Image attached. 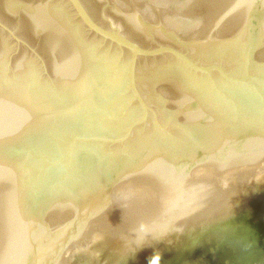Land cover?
Segmentation results:
<instances>
[{"label": "water", "instance_id": "95a60500", "mask_svg": "<svg viewBox=\"0 0 264 264\" xmlns=\"http://www.w3.org/2000/svg\"><path fill=\"white\" fill-rule=\"evenodd\" d=\"M264 264V0H0V264Z\"/></svg>", "mask_w": 264, "mask_h": 264}, {"label": "clouds", "instance_id": "9594fccd", "mask_svg": "<svg viewBox=\"0 0 264 264\" xmlns=\"http://www.w3.org/2000/svg\"><path fill=\"white\" fill-rule=\"evenodd\" d=\"M159 259H160V257L157 256V257L154 259L153 264H159Z\"/></svg>", "mask_w": 264, "mask_h": 264}]
</instances>
